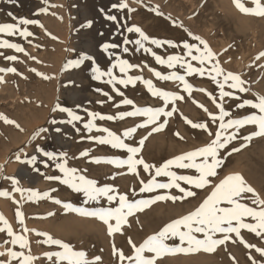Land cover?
<instances>
[{
	"label": "rangeland",
	"instance_id": "obj_1",
	"mask_svg": "<svg viewBox=\"0 0 264 264\" xmlns=\"http://www.w3.org/2000/svg\"><path fill=\"white\" fill-rule=\"evenodd\" d=\"M121 2H127L129 8L134 9L135 12L130 11L129 9L118 10L112 8L113 4H118ZM144 2L147 3L148 6H146L147 4ZM227 2V7H223L222 5L225 4L224 0H16V3H8L7 0H0V22L16 23L8 15L9 12H12V14L18 18L26 17L27 19L37 20L43 26L40 27L36 24L23 26L27 27L29 31L34 33V36L29 37L27 40L19 37V35L0 36V40L7 39L11 43H19L28 54L30 53L29 55H25L24 53H17L13 49L0 48V68L7 69L15 67L17 72L22 74L20 76L19 74H13L10 72H0V76H2L5 81L4 83H0L2 84L0 87V114L16 121L23 129V131H20L14 125L6 124L3 120H0V192L9 193V196L7 197L0 196V214H2L9 222L15 233H22L20 231L21 227H19L20 229L17 227L18 230L14 229V225L17 226V224H19L16 212L17 210H20L24 214L22 207L27 205L24 202H29L27 201L29 193L24 191L22 195L20 192L15 190L17 187L24 190H37L41 194L45 192H49L50 194L52 193L53 195L51 196L53 198L59 199L65 203H71L73 207L75 206L74 208H86L91 210L99 206L95 205L94 203H88L85 205V197L82 193L74 192L71 188L60 183L58 180H47L45 176L63 177V173H61L56 167V164L62 161L49 160L48 167H45L40 161L47 160V157H43L41 153L36 151L37 146L47 151H54L57 154L67 153L68 167L77 168L81 171L86 170L83 171V174H85L89 179L97 180L99 182V186L111 185L116 187L121 193L130 194L132 189H135L138 192L139 188L141 187L140 180L143 179L145 182H147L151 178L143 171L142 166L138 168L139 176H137L136 174L128 172L126 167L117 168L114 165L107 163L96 164L91 162L93 158L126 159L128 154L123 150L112 148L110 145H101L89 139L90 136L100 137L101 135L106 136L107 134L103 132H97L95 129L89 133L88 130L84 128V123L91 120V117L88 115L89 112H97L102 115L118 116L121 112L131 110L130 106H116L117 104H121L123 98L132 97L131 99H133L136 105L140 107H161L163 106V101L158 97L151 96V94L147 91L146 86L141 81H137L135 87L129 85L127 88H125L123 85H117V87L120 88V90L125 94V97H121L113 90L111 85L102 81L93 80L91 78L92 73L89 69V62H86L81 68L71 71H64L65 63L69 60L77 58L80 53L86 52L94 56L102 70H107L110 68L111 64L115 63L116 57L127 59L131 64L139 66L129 70L128 75L133 77L140 76L143 77V79L152 80L153 84H155L157 88L160 87L161 90L165 89V91L172 92L179 91V94L184 95L185 100L178 101L174 105L177 108V112L174 113L171 118H167L168 123L165 129L159 133H153L148 137V139L145 141V144L143 145L142 151L145 155L141 151L140 156H142L147 163L155 164L157 166H160L166 160L177 155L193 151V149H197L205 145V140L210 139L205 132L191 128V126L182 119L187 117L194 122L207 121L209 119L207 114L205 112L202 113L203 110L199 112L201 108L199 107L198 109L196 107L198 104L195 102H198L199 104H205V101L208 102L207 100H209V105L207 103V105L205 104L206 107H212L214 105L212 101L210 102L211 99L208 97V95H206L205 92L199 91L198 89H207V92L213 93V95L216 96H218V89L207 76L200 78L197 75L188 76L189 83L193 81L190 84L192 86L194 85L191 96L185 92L183 93L182 85H179V82L158 80L154 76L153 70L162 72V75H168V73L165 71L167 68L163 65L159 66L158 63L154 64L152 61L149 62L148 59L154 57L150 53H145L142 49L136 50V46L133 43H129L127 45L123 44L125 38L130 41H134L135 39L139 38L137 33H128L127 27L139 26L142 25L143 22L149 21L150 24H152V28L147 31L149 37L161 40L170 39L177 42H182L190 38H188L182 28L174 26L172 24V20H169L167 17L171 16L174 18V20L177 21V24L182 22L184 27L187 29L194 26L193 24H195L200 29V33L198 34L200 36L203 34L202 37L205 40H208V43L216 53H222L219 59L220 61L222 60L221 63L223 67L225 68L226 66L225 69L240 74L244 80L248 81L250 87H252L250 92L242 95L247 99H254L253 96H255V94H264V68L261 66L264 65V58H261L260 60L256 59V57L261 52H264V36L263 34L262 36L259 35L261 34L260 30H264L262 29L264 28V22H262L264 21V18H261V21L259 19L260 17L243 14L235 7L233 0H227ZM241 2L247 7H254L252 0H241ZM157 5L159 6V9L162 7L160 10H162V12L164 11V17L156 15L155 12L151 10ZM215 5H219V7H216ZM228 5L232 8H230L231 13H233V11H231L233 9L234 12H237L234 13L236 15L232 14V16H236L235 20L238 19L237 21L239 23L245 22L246 20L242 19V21H239V19L242 18L240 17L241 14L247 18V20L253 19L250 20L252 23L259 22L261 25V28H258L259 34H254L251 30L243 35L242 31H247L244 30L246 29V27H244L245 23L242 25L240 24V28L237 27V21L233 22L234 18L231 20L232 17H229L228 13L225 11L226 8L229 9ZM220 7L224 8L225 13H223V10H219L221 9ZM141 8L145 10H141ZM101 9H103L104 12H101ZM214 9H216L217 12ZM139 11H145L149 19H147L145 15L142 16ZM213 11L217 14L219 13V18L215 20V24H213L214 17L211 19L209 16V13H213ZM105 13L108 15H116L119 25L113 23L112 21L106 20ZM172 15H175V17ZM225 15L227 19L225 18L224 20ZM238 15L240 18L237 17ZM190 16L192 19H190ZM8 17H10L12 20ZM144 17L147 20H144ZM257 18L260 21L256 20ZM89 20L93 21L92 27H83V25H85ZM161 20L163 21V24H167V26L175 28V31H179L180 33H176L174 31L172 33V30L167 28L165 25L162 27L160 24ZM188 25L189 27H187ZM139 27L143 28L144 26L142 25ZM233 27H235V29ZM249 32H251V34ZM100 33H103V35H100ZM183 33L187 37L182 35ZM105 42L116 43L120 45V47L117 49H109L110 52L114 53L111 59H109L107 53L101 50V44ZM37 44H42V46L37 47ZM229 45L232 47H229ZM146 46L151 47L153 52H155L157 55H162L163 58H166V56H168L167 54L169 53V55H175L176 53L180 54L179 52L182 50L181 48H170L167 45L162 48H157L154 45L151 46L148 44H146ZM123 47H128L130 52L124 53L122 50ZM225 49H227V51H224ZM15 54L18 57L17 62L6 59L7 56ZM235 55L237 56L234 57ZM239 56L240 58L243 56V59H240ZM31 57H35L36 60L31 59ZM237 58L240 59H238L240 62H238ZM39 59L40 62L38 63L37 61H39ZM234 60L238 62V64L235 63ZM230 61H232L231 63L233 64H231ZM260 61H263V63L260 64ZM229 63L231 65H229ZM193 64L195 65L196 62H193ZM227 64L229 66H227ZM257 66H261V70ZM31 69H36L37 72L43 73L53 78L45 80L40 76H37L35 72L31 71ZM181 70L183 71V69H180L179 66H177L176 69H171L169 72L171 73L172 71H177L180 74H184V72ZM113 72L117 77L122 75L118 68L113 69ZM261 78L263 79L261 80ZM194 80L196 82L204 81L208 85L207 87H200L196 89L195 87L197 86H195L196 82ZM178 88H180L182 92H180ZM97 89H101L102 91H97ZM103 92H108L112 99H108V97L104 96ZM194 93H196V95H193ZM203 98L204 101H202ZM187 101H190V103ZM57 103L71 108L83 119L74 122L75 127H73V124L70 123H58L56 125H52L50 123L52 119H56L58 121H66L69 119L66 113L54 111ZM237 103L238 101L236 100H229L226 103V108L232 110L234 105ZM191 104H195L193 105V108L196 107V109L192 108L191 110V107H189ZM171 107H173V105L168 106L169 110ZM211 107H209V109H211ZM252 111L254 110L249 108L244 109L245 114H250ZM242 112L243 110H236L233 112V115L238 116ZM244 113L243 115H245ZM144 119V117H129L123 120L116 119L113 121L97 119L95 124L100 128H108L118 135H122L124 130L136 126L138 123L143 122ZM161 119L163 120L165 118L162 117ZM209 126L212 131L215 132L217 130L216 125L210 124ZM44 127L49 128V132L44 134L47 138H35L34 134L37 132V130ZM57 127L61 129V132L58 133L54 130ZM77 128L80 129L79 132L76 131ZM255 130V126H246L245 129H242L241 135L243 136L247 135L248 133L250 134ZM149 131L150 128H138L133 138L128 139L125 142L131 144L132 146H138V141L144 136L148 135ZM176 132H179L180 136H183L184 139H179L175 135ZM244 144L245 142L242 139H238L234 141L233 144L229 145V148L241 147L242 150L225 158L223 167L218 170L220 174L218 179L227 174L237 172L241 173L256 189V191L262 197H264V137L254 138L247 147H244ZM85 151L89 153V156L81 155V153ZM17 155L20 156L21 160L30 158L32 155H37L38 160L36 167H38L40 169V173H44V175L37 173L33 169L32 165L18 161L16 159ZM22 169L26 170L25 173ZM172 171L177 172V174H192L194 172V170L177 169L175 167L172 168ZM113 176H115V179H112ZM5 177H15L17 180H19V184L14 185L11 179H5ZM156 179L158 182L163 183L167 182L168 178L161 176L156 177ZM182 186L187 187L186 185ZM52 189H55V191ZM166 191L167 190L164 189H158L152 193H142V195L140 194L137 197H132L129 195V198L150 199L156 195L165 194ZM172 192V194H178L174 189ZM207 194L208 191L206 190L198 191V196L196 198H189L183 202H156L155 204L145 208L140 213L137 212L134 216L129 217V223L131 226L129 227L126 225L123 229L124 234L121 235L118 233L114 238L108 236L106 225L96 218L92 219V217L82 216L80 213L73 210H65L62 205L55 204L54 202V204H52V199L49 200L48 198H43L39 200H30V207L27 205V209L30 208L32 211L34 210V212L39 210L36 214H24L26 220L25 226L27 229H29L26 235L30 241L31 252L33 253L32 255L39 257V259L35 260L34 264H53V262H49L47 260L44 254L51 251L50 249H53L52 251L59 250L56 246H48V244L43 243V238L46 239V236H38L36 234L38 232L50 234L53 238L72 244L75 248L77 247V250L86 251L88 253V258L90 257L89 259H93L95 256H101L102 264H116V258L112 255L111 244L113 243V240L117 248H122L126 254H130L131 248L127 243L128 237H131L133 242L139 245L144 239L147 238V236L158 231L166 223H169L173 219L179 218L180 216L186 215L187 213L193 211ZM245 195L250 196L251 194ZM16 200L19 202V204ZM45 201H48V204L45 203ZM49 201L51 203H49ZM245 202L250 203V201L247 200ZM101 203L107 206V202L105 200H102ZM47 206L50 207L48 208ZM39 208H41V210ZM44 212L46 215L43 214ZM47 212L49 214L54 213V215H49ZM72 212L75 214H72ZM29 217H32L34 221L32 220L29 222ZM46 219L48 222V227L51 222L50 226H52L50 228L52 229L50 230L48 229L47 224H45L46 226L44 225V223H47ZM93 221H95V224ZM248 221H250V218L246 220V222ZM34 225H36V227ZM0 227H4V225L0 224ZM45 227H47L48 230L45 229ZM5 232H0V251H5L8 248H11L14 251H19V246L16 245L14 247L10 243L12 238L7 236ZM241 236L247 243L255 244L258 247H264V240H262L260 237H257L254 233L248 232L246 229L241 230ZM233 238L236 239V243L229 241L226 246H220L214 253H205L201 251V253H178L175 255H165L157 261V264H251V261L248 259L249 249H246L243 244L239 243V238H236L235 234H233ZM169 243H172V241H169ZM176 243H178V241H176ZM251 254L257 260L262 259L258 253H255L254 250H252ZM0 259H8V257H0ZM53 259V261H55V258ZM13 264H16V262L14 261Z\"/></svg>",
	"mask_w": 264,
	"mask_h": 264
},
{
	"label": "snow or ice",
	"instance_id": "obj_2",
	"mask_svg": "<svg viewBox=\"0 0 264 264\" xmlns=\"http://www.w3.org/2000/svg\"><path fill=\"white\" fill-rule=\"evenodd\" d=\"M7 2L16 3V0H7ZM233 2L241 13L264 18V0H252L254 7L245 6L241 0H233ZM112 8L118 10L129 9V5L127 2H121L113 4ZM129 10L134 11V9ZM151 10L158 16H164V13L160 11L158 5ZM101 12H104V10L101 9ZM8 15L16 23H0V36L19 35V37L27 40L29 37H33L34 33L29 31L27 27L21 26L36 24L43 27L37 20L18 18L11 12ZM167 18L172 20L174 26L182 28L190 39L177 42L170 39L161 40L151 38L139 26H129L127 27V32L137 33L139 38L134 41L125 38L123 44L133 43L136 46V50L142 49L145 53H150L158 64L166 66L169 69H176L177 66L183 69L184 74L172 71L168 75H162L161 72L155 70H153V73L158 80L179 82L182 85V91L189 96H191L193 86L186 79L188 76H207L216 85L218 96L207 92L206 89L198 90L208 95L217 111L212 112L203 104L194 101L207 114L209 119L204 122H193L191 119L184 117L185 122L191 128L205 132L210 138L209 142L193 151L185 152L168 159L160 166L147 163L140 156L145 141L153 133H159L165 129L168 123L167 118H171L177 112V108L174 105L178 101H183L185 99L184 95L178 92L161 90L153 84L152 80L143 79L140 76L133 77L128 75L129 70L139 66L131 64L127 59L116 57L115 63H112L110 68L102 70L94 56L86 52L80 53L77 58L65 63L64 71L81 68L86 62H89V69L92 73L91 78L111 85L113 90L121 97H125V94L117 85H123L125 88L129 85L135 87L137 81H141L151 96L158 97L163 101V106L161 107H140L136 105L133 99L123 98L121 104H117L116 106H130L131 110L121 112L118 116L89 112L88 115L91 117V120L84 123V128L89 133L95 129L97 132L107 134L106 136L100 137L90 136L89 139L101 145H110L112 148L123 150L128 154L126 159L93 158L91 162L96 164L107 163L117 168L126 167L128 172L136 174L137 176H139L138 168L142 166L143 171L151 178L147 182L143 179L140 180L141 187L138 192L132 189L130 194L121 193L116 187L111 185L99 186L97 180L89 179L83 174V171L86 170L81 171L77 168L68 167L67 153L57 154L54 151H47L37 146L36 151L41 153L43 157H47V160L40 161L45 167H48L49 160L62 161L58 162L56 167L63 173V177L45 176L47 180H58L74 192L82 193L85 197V204L94 203L99 206L91 210L74 208L71 203H65L51 197L49 192L41 194L37 190H24L19 187L15 190L22 195L24 191H27L29 193L28 200L52 199L55 204L62 205L65 209L76 211L82 216L96 218L106 225L108 236L113 238L118 233L123 235V229L126 225L131 226L129 217L134 216L137 212L143 211L152 204L159 201H171L172 203L183 202L189 198H196L198 191L207 190L208 194L193 211L166 223L158 231L147 236L139 245L133 242L131 237H128L127 243L131 248L130 254H126L122 248H117L113 240L112 255L116 258V264H157V261L165 255L199 253L201 251L214 253L217 248L226 246L229 241L236 243L233 234H235L236 238H239V243L243 244L246 249H249L248 259L251 261V264H264V247L247 243L241 236V230L246 229L248 232L254 233L257 237L264 240V197L256 191L241 173L227 174L218 179L220 176L218 170L223 167L225 158L242 150L241 147L229 148V145L238 139H242L245 142L243 146L247 147L254 138L264 137V94H255L254 99L245 98L242 94L251 91L248 81L244 80L240 74L223 67L219 59L222 53H216L207 40L185 28L182 22L177 24V21L173 20L171 16ZM105 19L119 25L116 15H108L105 13ZM92 24L93 21L89 20L83 27L91 28ZM100 35H103V33H100ZM146 44L154 45L157 48H162L165 45L170 48H181L183 55H169L165 59L153 52L152 48L146 46ZM37 47L40 46L37 45ZM119 47V44L105 42L101 45V50L107 53L109 59H111L114 53L110 52L109 49H117ZM229 47L232 46L229 45ZM0 48L13 49L17 53L29 55L19 43H11L7 39L0 40ZM122 50L124 53L130 52L128 47H123ZM224 51H227V49ZM261 58H264V52H261L256 57L257 60ZM6 59L9 61H17L18 57L16 55H10ZM31 59L36 60L35 57H31ZM37 62L39 63L40 61ZM193 62H196V64L194 65ZM117 68L122 74L120 77H117L113 72V69ZM31 71L45 80L53 78L37 72L36 69H31ZM0 72L22 75L17 72L15 67L7 69L0 68ZM4 82L3 77L0 76V83ZM97 91L102 90L97 89ZM103 95L108 97V99H112L108 92H103ZM229 100L238 101L232 110L226 108V103ZM169 105H173L170 110L168 108ZM245 108L254 111L243 116L233 115L234 111ZM54 111L66 113L69 119L66 121L52 119L50 121L52 125L70 123L75 127L74 122L83 119L71 108L62 106L59 103H57ZM129 117H144L145 119L136 126L124 130L122 135H118L108 128H100L95 124L97 119L113 121L116 119L123 120ZM162 117L165 119L162 120ZM0 120H3L6 124L14 125L17 129L23 131L16 121L9 119L7 116L0 114ZM210 124L217 126L215 132L211 130ZM246 126H255L256 130L242 136L241 130L245 129ZM138 128H150V131L148 135L138 141V146H132L126 143V140L133 138ZM54 130L58 133L61 132V129L58 127ZM76 131L79 132L80 129L77 128ZM48 132L49 128H40L34 134V137L46 139L47 137L44 134ZM175 135L181 140L184 139L183 136H180L179 132H176ZM81 155L89 156V153L85 151ZM16 159L21 163L32 165L33 169L37 173H40V169L36 167L37 155H32L25 160H21L20 156L17 155ZM173 167L177 169H190L194 170V172L192 174H177V172L172 171ZM40 174L44 175V173ZM161 176L167 177V182H158L156 177ZM5 179H11L14 185L19 184V180L15 177H5ZM112 179H115V176ZM182 185H186L187 187ZM158 189L167 191L165 194H159L150 199L129 198V195L137 197L142 193H152ZM173 189L178 194H172ZM245 194L251 195L246 196ZM0 196L7 197L9 193L0 192ZM102 200L107 202V206L101 203ZM246 200L250 201V203L245 202ZM17 203L19 204V202ZM49 215H54V213H50ZM16 216L23 234L15 233L9 222L0 214V224L4 225V227H0V232L6 231L7 236L12 238L10 243L14 247L18 245L20 249L19 251H14L8 248L5 251H0V257H8V259H0V264H13L14 261L16 264H34L35 260L39 259V257L32 255L30 241L26 235L29 229L25 226L24 214L22 211L17 210ZM248 218H250V221L246 222ZM37 235L46 236V240L43 243L49 246H56L59 249L58 251H49L44 254L47 260L53 262V264H102L101 256H95L93 259H89L86 251L77 250L68 242L53 238L47 233L38 232ZM169 241L173 243H169ZM252 250L258 253L262 259L257 260L251 254ZM53 258H55V261H53Z\"/></svg>",
	"mask_w": 264,
	"mask_h": 264
},
{
	"label": "bare ground",
	"instance_id": "obj_3",
	"mask_svg": "<svg viewBox=\"0 0 264 264\" xmlns=\"http://www.w3.org/2000/svg\"><path fill=\"white\" fill-rule=\"evenodd\" d=\"M175 1H176V0H175ZM228 1H230V0H228ZM145 2H146V1H145ZM145 2H144V3H145ZM219 2H222V1H219ZM224 2H225V4L222 5V6H223V7H227V4H226V3H228L227 0H224ZM149 3H150V2H149ZM182 3H183V2H182ZM142 4H143V3H142ZM145 4H147V3H145ZM152 4H153V3H152ZM166 4H167V3H166ZM170 4H171V3H170ZM203 4H204V3H203ZM155 5H156V4H155ZM173 5H174V4H173ZM176 5H177V4H176ZM187 5H188V4H187ZM189 5H190V4H189ZM229 5H230V4H229ZM229 5H228V8H229V9L226 8L225 11L228 13V16H229V17H230V16L232 17L231 20H233V18H234L233 22H234V21L236 22L238 19L235 20L236 16H232V14H233V15H236V14H234V13H237V12H236V11L234 12V9H233V10H231V11H233V13H231V12H230V8H231V6H229ZM6 6H7V5H6ZM146 6H148V4H147ZM146 6H145V8H146ZM150 6H151V5H150ZM150 6H149V7H150ZM166 6H167V5H166ZM184 6H185V4H184ZM215 6H216V7H217V6L219 7V5H215ZM233 6H234V5H233ZM135 7H136V6H135ZM149 7H148V9H149ZM201 7H202V6H201ZM223 7H222V8L220 7L221 9H219V10H223V13H225ZM248 7H249V6H248ZM8 8H9V7H8ZM143 8H144V7H143ZM143 8H141V10H142ZM152 8H153V7H152ZM161 8H162V7H161ZM161 8H160V9H161ZM203 8H204V7H203ZM11 9H12V8H11ZM129 9H130V8H129ZM131 9H132V8H131ZM184 9H185V8H184ZM231 9H232V8H231ZM143 10H145V9H143ZM214 10L216 11V9H214ZM217 10H218V9H217ZM227 10H228V11H227ZM160 11H162V10H160ZM200 11H201V10H200ZM237 11H238V10H237ZM134 12H135V10H134ZM163 12H164V11H163ZM180 12H181V11H180ZM216 12H217V11H216ZM216 12L213 11V13H209V16L211 17V19H212V17H214V18H213V19H214V20H213V24H215V20H216L217 18H219V17H218V14H219V13L217 14ZM238 12H239V11H238ZM11 13H12V12H11ZM139 13H140L142 16L145 15V17H146L147 19H149L148 16L146 15L147 13H145V11H143V12H142V11H139ZM173 13H174V12H173ZM178 13H179V12H178ZM17 14H18V12H17ZM140 14H139V15H140ZM176 14H177V13H176ZM182 14H183V13H182ZM182 14H180V15H182ZM168 15H169V14H168ZM168 15H167V16H168ZM170 15H171V14H170ZM226 15H227V14H226ZM226 15L224 16V20H225V18L227 19ZM241 15H242V14H241ZM241 15H240V17H242V18H240L239 15L237 16V17L240 18L239 21H242V19H244V20L246 19V20H245V22H242V23H239V22L237 21L238 26H237V25H236V26L239 27L240 24L242 25L243 23H245L244 27H246V29H244V30H247V31H242V32H243V35H245L246 32L251 31V30L253 31L254 34H259V32H258L259 29H258V28H261V25L259 24V22H253V23H252V22H250V20H253V19H249V20H247V18H245L243 15H242V16H241ZM14 16H15V15H14ZM19 16H20V15H19ZM131 16H132V15H131ZM172 16H173V15H172ZM220 16H221V14H220ZM15 17H16V16H15ZM145 17H144V18H145ZM163 17H164V16H163ZM165 17H166V15H165ZM173 17H175V15H174ZM182 17H183V16H182ZM190 17H191V16H190ZM195 17H196V16H195ZM243 17H244V18H243ZM8 18H10V17H8ZM11 18H12V17H11ZM11 18H10V19H11ZM25 18H26V17H25ZM48 18H49V17H48ZM136 18H137V17H136ZM146 18H145L144 20H147ZM250 18H251V17H250ZM1 19H2V18H1ZM42 19H43V18H42ZM172 19L174 20V18H172ZM191 19H192V18H191ZM207 19H208V18H207ZM259 19L262 21L263 18H262V19L259 18ZM11 20H12V19H11ZM46 20H47V19H46ZM165 20H166V19H165ZM202 20H203V19H202ZM244 20H243V21H244ZM256 20H258V18H257ZM260 20H258V21H260ZM0 21H1V20H0ZM4 21H5V20H4ZM14 21H15V20H14ZM129 21H130V20H129ZM226 21H228V20H226ZM5 22H6V21H5ZM15 22H16V21H15ZM56 22H57V21H56ZM140 22H141V21H140ZM140 22H139V23H140ZM156 22H157V21H156ZM208 22H209V21H208ZM228 22H229V21H228ZM262 22H264V21H262ZM262 22H261V23H262ZM0 23H2V22H0ZM6 23H7V22H6ZM9 23H11V22H9ZM48 23H49V22H48ZM139 23H138V24H139ZM152 23H153V22H152ZM169 23H170V22H169ZM192 23H193V22H192ZM257 23H258V24H257ZM42 24H43V23H42ZM55 24H56V23H55ZM128 24H129V23H128ZM160 24H161L162 27H163V25L167 26V24H163V21H162V20L160 21ZM228 24H229V23H228ZM228 24H227V26H228ZM34 25H35V24H34ZM142 25H143L144 27H143V28L141 27V29H143V31L145 32V34L148 35V32H147V31H149V29L152 28V24H150L149 21H145V22L142 23ZM142 25H139V26H142ZM193 25H194V26H192V27H189V25H188L187 27H189V30H191V31H192L193 33H195V34H196V33H197V34L200 33V32H199L200 29H199L195 24H193ZM241 25H240V27H241ZM161 26H160V27H161ZM234 26H235V25H234ZM22 27H23V26H22ZM162 27H161V28H162ZM237 27H236V28H237ZM240 27H239V28H240ZM44 28H45V27H44ZM167 28H169L170 30H172V33H173V31L176 32V33H180L179 31H175V28H173V27H171V26H167ZM178 28H179V27H178ZM233 28L235 29V27H233ZM210 29H211V28H210ZM237 29H238V28H237ZM242 29H243V28H242ZM262 29H264V28H262ZM37 30H38V29H37ZM104 30H105V28H104ZM181 30H182V29H181ZM205 30H206V29H205ZM227 30H228V29H227ZM238 30H239V29H238ZM41 31H42V30H41ZM159 31H160V30H159ZM184 32H185V31H184ZM222 32H223V31H222ZM222 32H221V33H222ZM242 32H241V34H242ZM181 33H182V32H181ZM249 33L251 34V32H249ZM260 33H261V34H259L260 36H262V34H263V36H264V30H260ZM185 34H186V33H185ZM185 34L183 33L182 35H185ZM241 34H240V35H241ZM186 35H187V34H186ZM186 35H185V37H187ZM198 35H199V34H198ZM216 35H217V34H216ZM230 35H231V34H230ZM252 35H253V34H252ZM202 36H203V34H202ZM247 36H248V35H247ZM253 36H254V35H253ZM256 36H257V35H256ZM45 38H46V37H45ZM45 38H44V39H45ZM58 38H59V37H58ZM188 38H189V37H188ZM221 38H222V37H221ZM255 38H256V37H255ZM255 38H254V39H255ZM260 38H261V37H260ZM46 39H47V38H46ZM101 39H102V38H101ZM224 39H225V38H224ZM245 39H247V38H245ZM227 40H228V39H227ZM33 41H34V40H33ZM44 41H45V40H44ZM46 41H47V40H46ZM207 41H208V40H207ZM241 41H242V39H241ZM51 42H53V41H51ZM260 42H261V41H260ZM99 43H100V42H99ZM214 43H216V42H214ZM248 43H249V42H248ZM254 43H255V42H254ZM258 43H259V42H258ZM240 44H241V43H240ZM243 44H244V43H243ZM32 45H33V44H32ZM37 45H38V44H37ZM101 45H102V44H101ZM39 46H42V44L39 45ZM98 46H99V45H98ZM151 46H152V45H151ZM212 46H213V45H212ZM236 46H237V45H236ZM45 47H46V46H45ZM48 47H49V46H48ZM52 47H53V46H52ZM41 48H42V47H41ZM257 48H258V47H257ZM44 49H45V48H44ZM216 49H218V48H216ZM216 49H215V50H216ZM33 50H34V49H33ZM172 50H173V49H172ZM177 50H179V49H177ZM218 50H219V49H218ZM245 50H246V49H245ZM240 51H241V50H240ZM242 51H243V50H242ZM246 51H247V50H246ZM10 52H11V51H10ZM42 52H44V51H42ZM45 52H46V51H45ZM165 52H166V51H165ZM167 52H168V51H167ZM243 52H244V51H243ZM6 53H7V52H6ZM31 53H32V52H31ZM175 53H176V52H175ZM179 53H180L181 55H183L182 50H181ZM234 53H235V52H234ZM29 54H30V53H29ZM169 54H170V53H169ZM169 54H167V55L169 56ZM172 54H174V53H172ZM176 54H177V53H176ZM230 54H231V53H230ZM246 54H247V53H246ZM15 55H16V54H15ZM248 55H249V54H248ZM257 55H258V54H257ZM161 56H162V55H161ZM223 56H225V55H223ZM236 56H237V55H235L234 57H236ZM245 56H246V55H245ZM230 57H231V56H230ZM232 57H233V54H232ZM39 58H40V57H39ZM166 58H167V56H166ZM166 58H165V59H166ZM239 58H240V56H239ZM239 58H237V60H238ZM241 58L243 59V56H241ZM241 58H240V59H241ZM252 58H253V57H252ZM240 59H239V60H240ZM253 59H255V58H253ZM239 60H238V62H240ZM39 61H40V59H39ZM148 61H149V62L152 61V63L157 64V62L155 61L154 58L148 59ZM221 61H222V60H221ZM242 61H243V60H242ZM244 61H245V58H244ZM250 61H251V60H250ZM5 62H6V61H5ZM16 62H17V61H16ZM41 62H44V61H41ZM225 62H226V61H225ZM225 62H224V63H225ZM231 62H232V61H230V63H231ZM234 62L238 64V62H236L235 60H234ZM251 62H252V61H251ZM253 62H254V61H253ZM230 63H229V65L233 64V63H231V64H230ZM259 63L261 64V63H263V61H262V62L260 61ZM237 64H236V65H237ZM248 64H249V63H248ZM257 64H258V62H257ZM6 65H7V64H6ZM158 65L160 66V64H158ZM225 65H226V64H225ZM229 65L227 64V66H229ZM252 65H253V64H252ZM258 65H259V64H258ZM232 66H233V65H232ZM261 66H263L262 68H264V65H261ZM261 66H260V67L257 66V67L261 70ZM155 67H157V66H155ZM165 67H166V66H165ZM250 67H251V66H250ZM257 67H256V68H257ZM157 68H158V67H157ZM166 68H167V67H166ZM225 68H226V66H225ZM241 68H242V65H241ZM243 68H244V67H243ZM247 69H248V68H247ZM259 69H258V70H259ZM164 70H165V69H164ZM173 70H174V69H173ZM253 70H254V69H253ZM165 71H166V73L169 74V73H170L169 71H171V69L167 68V70H165ZM165 71H164V72H165ZM181 71H182V70H181ZM181 71H180V72H181ZM247 71H248V70H247ZM255 71H256V70H255ZM262 71H263V70H262ZM149 72H150V71H149ZM182 72H184V71H182ZM259 72H260V71H259ZM161 73H162V72H161ZM240 73H241V72H240ZM251 73H252V71H251ZM253 73H254V72H253ZM263 73H264V72H263ZM2 74H3V73H2ZM243 74H244V73H243ZM247 74H248V72H247ZM255 74H256V73H255ZM261 75H262V74H261ZM20 76H21V75H20ZM243 76H244V75H243ZM262 76H263V75H262ZM262 76H261V77H262ZM150 77H151V76H150ZM248 77H249V76H248ZM6 78H7V77H6ZM190 78H191V77H190ZM199 78H200V77H199ZM243 79H244V78H243ZM245 79H246V78H245ZM247 79H248V78H247ZM262 79H263V78H261V80H262ZM42 80H43V79H42ZM153 80H154V79H153ZM187 80H188V77H187ZM189 80H191V79H189ZM192 80H193V79H192ZM195 80H196V79H195ZM195 80H194V81H195ZM256 80H257V78H256ZM7 81H8V80H7ZM35 81H36V80H35ZM154 81H155V80H154ZM254 81H255V80H254ZM263 81H264V80H263ZM188 82H189V81H188ZM191 82H193V81H191ZM191 82H190V83H191ZM195 82H196V81H195ZM6 83H7V82H6ZM170 83H171V82H170ZM141 84H142V83H141ZM256 84H257V83H256ZM1 85H2V84H0V87H1ZM5 85H6V84H5ZM41 85H42V84H41ZM154 85H155V84H154ZM179 85H180V83H179ZM179 85H178V86H179ZM207 85H208V84H207L206 82H204V81L201 82V81H200V82H196V83H195V86H197V87H195V88L197 89V88H200V87H207ZM37 86H38V85H37ZM138 86H139V85H138ZM155 86H156V85H155ZM193 86H194V85H193ZM4 87H5V86H4ZM7 87H8V86H7ZM170 87H171V86H170ZM179 87H180V86H179ZM208 87H209V86H208ZM254 87H255V86H254ZM159 88H160V87H159ZM168 88H169V87H168ZM180 88H181V87H180ZM180 88H178V89L180 90ZM209 88H210V87H209ZM251 88H252V87H251ZM9 89H10V87H9ZM133 89H134V88H133ZM169 89H171V88H169ZM203 89H204V88H203ZM215 89H216V87H215ZM134 90H135V89H134ZM164 90H165V89H164ZM206 90H207V89H206ZM226 90H227V89H226ZM259 90H260V89H259ZM7 91H8V90H7ZM30 91H31V90H30ZM3 92H4V91H3ZM178 92H179V91H178ZM180 92H182V91L180 90ZM195 92H196V90H195ZM253 92H254V91H253ZM0 93H1V91H0ZM183 93H184V92H183ZM251 93H252V92H251ZM5 94H6V93H5ZM130 94H131V93H130ZM191 94H192V93H191ZM212 94H213V93H212ZM132 95H133V93H132ZM193 95H196V93H194ZM197 95H198V94H197ZM200 95H201V94H200ZM250 95H252V94H250ZM203 96H204V94H203ZM37 97H38V96H37ZM195 97H197V96H195ZM253 97H254V96H253ZM131 98H132V97H131ZM145 98H146V97H145ZM148 98H149V97H148ZM199 98H200V96H199ZM1 100H2V99H1ZM184 100H185V99H184ZM186 100H187V99H186ZM189 100H190V99H189ZM197 100H198V99H197ZM205 100H207V99H205ZM202 101H204V98H203ZM207 101L209 102V100H207ZM230 101H231V100H230ZM187 102L190 103V101H187ZM208 102L205 101V104H206V103L208 104ZM210 102H211V100H210ZM180 103H181V102H180ZM182 103H183V102H182ZM202 104H203V103H202ZM205 104H203V105H205ZM207 104H206V105H207ZM181 105H182V104H181ZM193 105H195V104H191V105L189 106V107H191V108H190L191 110H192V108H193ZM206 105H205V107H206ZM208 105H209V104H208ZM210 105H211V104H210ZM170 106H171V105H170ZM186 106H187V105H186ZM231 106H232V105H231ZM194 107H195V106H194ZM196 107L199 109L198 106H196ZM196 107L193 108V109H196ZM207 107H208V106H207ZM209 107H211V106H209ZM209 107H208V109H209ZM201 110H202V109H200L199 112H200ZM209 110H211V111H213V112H216V111H217V109L214 108V106H212L211 109H209ZM181 111H182V110H181ZM203 112H204V111H202V113H203ZM182 113H183V112H182ZM202 113H201V114H202ZM243 113H244V109H243V112L240 113V115H243ZM248 113H249V112H248ZM244 114H245V113H244ZM240 115H238V116H240ZM203 117H204V116H203ZM204 118H205V117H204ZM204 118H203V119H204ZM182 120H184V119H182ZM182 120H181V121H182ZM193 122H194V121H193ZM214 128H215V127H214ZM241 131H242V130H241ZM244 131H245V130H244ZM244 131H243V132H244ZM213 132H214V131H213ZM87 134H88V133H87ZM98 134H99V133H98ZM199 134H200V133H199ZM248 134H249V133H248ZM101 136H103V135H101ZM97 137H98V136H97ZM168 137H169V136H168ZM88 141H89V140H88ZM207 141H209V139L205 140L206 143H208ZM202 142H203V141H202ZM188 143H189V142H188ZM191 143H192V142H191ZM203 143H204V142H203ZM206 143H204V144H206ZM91 145H92V144H91ZM95 145H96V144H95ZM190 149H191V148H190ZM143 150H144V149H143ZM193 150H195V149H193ZM92 151H93V150H92ZM97 151H98V150H97ZM97 151H96V152H97ZM144 151H145V150H144ZM98 152H99V151H98ZM102 152H104V151H102ZM142 153H143V151H142ZM143 154H144V153H143ZM144 155H145V154H144ZM236 155H237V154H236ZM79 156H80V155H79ZM77 158H78V157H77ZM73 162H74V161H73ZM75 162H76V161H75ZM22 170H23V169H22ZM20 171H21V168H20ZM25 171H26V170L24 169L23 172L25 173ZM103 171H104V170H103ZM97 173H98V172H97ZM26 174H27V172H26ZM52 174H53V173H52ZM19 175H20V173H19ZM21 175H22V174H21ZM29 175H30V174H29ZM59 175H60V174H59ZM84 175H85V174H84ZM90 175H91V174H90ZM110 175H111V174H110ZM222 175H223V174H222ZM119 177H120V176H119ZM222 177H223V176H222ZM106 178H107V177H106ZM220 178H221V177H220ZM98 180H99V179H98ZM103 180H104V179H103ZM138 183H139V182H138ZM52 190H53V189H52ZM174 190H175V189H174ZM50 191H51V190H50ZM206 191H207V190H206ZM57 192H58V191H57ZM172 193H173V192H172ZM54 194H55V193H54ZM74 194H75V193H74ZM11 195H12V194H11ZM51 195H53V194L51 193ZM81 195H82V194H81ZM141 195H142V194H141ZM51 197H52V196H51ZM26 200H27V199H26ZM49 200H51V199H49ZM16 201H17V200H16ZM27 201H29V202H24V203L27 204V205L30 207V200H27ZM41 201H42V200H41ZM80 201H81V200H80ZM82 201H83V200H82ZM17 202H18V201H17ZM33 202H34V201H33ZM47 202H48V201H45V203H47ZM51 202H52V204H54L53 201H51ZM51 202L49 201V203H51ZM42 203H43V202H42ZM45 203H44V204H45ZM22 204H23V203H22ZM47 204H48V203H47ZM47 204H46V205H47ZM52 204H51V205H52ZM27 205H25V206L22 207L23 210H24V214L26 213L27 215H31V214H33V213L36 214V213L39 211V210H37V212H34V210L32 211L30 208L27 209V208H28V207H26ZM85 205H86V204H85ZM14 206H15V205H14ZM56 206H57V205H56ZM93 206H95V205H93ZM43 207H44V206H43ZM47 207H48V206H47ZM49 207H50V206H49ZM49 207H48V208H49ZM74 207H75V206H74ZM36 208H38V207H36ZM63 208H64V207H63ZM39 209L41 210V208H39ZM45 209H46V208H45ZM55 209H56V208H55ZM85 209H86V208H85ZM63 210H64V209H63ZM65 210H66V209H65ZM150 210H151V209H150ZM4 211H5V209H4ZM10 211H11V210H10ZM46 211H48V210H46ZM148 211H149V210H148ZM56 212H57V211H56ZM56 212H55V213H56ZM47 213H48V212H47ZM65 213H67V212H65ZM139 213H140V212H139ZM40 214H42V213H40ZM43 214H45V212H44ZM48 214H49V213H48ZM72 214H75V213L72 212ZM45 215H46V214H45ZM76 215H77V214H76ZM12 216H13V215H12ZM35 216H36V215H35ZM77 216H78V215H77ZM9 217H10V216H9ZM49 217H51V216H49ZM80 217H81V216H80ZM80 217H79V218H80ZM29 218H30V219H29L28 221L31 222V221L33 220V218H32V217H29ZM37 218H38V217H37ZM40 218H41V217H40ZM47 219H48V218H47ZM47 219H46V222H47ZM52 219H53V218H52ZM92 219H93V218H92ZM40 220H41V219H40ZM83 220H84V219H83ZM86 220H87V219H86ZM25 221H26V220H25ZM33 221H34V220H33ZM80 221H81V220H80ZM43 222H44V220H43ZM83 222H85V221H83ZM83 222H80V223H83ZM93 222H94V224H95V221H93ZM139 223H140V222H139ZM35 224H36V223H35ZM45 224H47V227H48V222H47V223H44V225H45ZM50 224H51V222H50ZM50 224H49V227H48L49 230L52 229V228H50V227L52 226V225L50 226ZM18 225H19V224H17V226L14 225V227H15L14 229H15V230H18V228L21 227L20 225H19V226H18ZM30 226H31V225H30ZM34 226L36 227V225H34ZM45 226H46V225H45ZM11 227H12V226H11ZM17 227H18V228H17ZM47 227H45V229H47ZM59 228H60V227H59ZM19 229H20V228H19ZM48 229H47V230H48ZM125 229H126V228H125ZM59 230H60V229H59ZM59 230H58V231H59ZM99 230H100V229H99ZM20 231H21V230H20ZM41 231H42V230H41ZM44 231H45V230H44ZM31 232H32V231H31ZM33 232H34V231H33ZM5 233H6V232H5ZM48 233H49V232H48ZM1 234H2V233H1ZM21 234H22V233H21ZM36 234H37V233H36ZM58 235H59V234H58ZM0 236H1V235H0ZM41 237H42V236H41ZM40 239H41V238H40ZM44 239H45V238H43V241H44ZM45 240H46V239H45ZM112 240H113V239H112ZM31 241H32V240H31ZM37 242H38V241H37ZM104 242H105V241H104ZM142 242H143V241H142ZM111 243H112V242H111ZM116 243H117V241H116ZM172 243H173V242H172ZM0 244H1V243H0ZM45 244H46V243H45ZM5 245H6V244H5ZM31 245H32V244H31ZM38 245H39V244H38ZM111 245H112V244H111ZM111 245H110V246H111ZM115 245H116V244H115ZM43 246H45V245H43ZM48 246H49V245H48ZM48 248H49V247H48ZM76 248H77V247H76ZM41 249H42V248H41ZM110 249H111V248H110ZM50 250L52 251L53 249H50ZM200 253H201V252H200ZM32 254H33V253H32ZM195 255H196V254H195ZM35 256H36V255H35ZM37 256H38V255H37ZM190 257H191V256H190ZM89 258H90V257H89ZM44 259H45V258H44ZM53 260H54V259H53ZM113 260H115V259H113ZM113 260H112V261H113ZM39 262H40V261H39ZM49 262H50V261H49Z\"/></svg>",
	"mask_w": 264,
	"mask_h": 264
}]
</instances>
